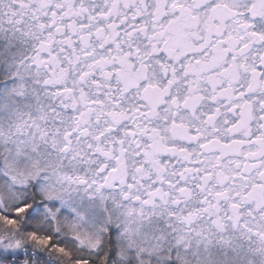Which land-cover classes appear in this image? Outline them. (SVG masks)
Masks as SVG:
<instances>
[{"label":"clouds","instance_id":"clouds-1","mask_svg":"<svg viewBox=\"0 0 264 264\" xmlns=\"http://www.w3.org/2000/svg\"><path fill=\"white\" fill-rule=\"evenodd\" d=\"M0 54V249L264 264V0H0Z\"/></svg>","mask_w":264,"mask_h":264},{"label":"snow or ice","instance_id":"snow-or-ice-1","mask_svg":"<svg viewBox=\"0 0 264 264\" xmlns=\"http://www.w3.org/2000/svg\"><path fill=\"white\" fill-rule=\"evenodd\" d=\"M2 55V54H0ZM29 205L25 203L22 207H17V212L27 211L26 219L31 220L36 217V214L39 210V205L31 207L29 210ZM5 221L9 224H14L15 220L9 218V216L3 217ZM30 227V226H29ZM30 239L34 240L37 244L41 245H50L55 247L57 251L63 252L62 247L57 246L55 243H52V238L50 236H37L34 231L31 232ZM0 264H47V261L44 260V257L41 253L31 251L27 246L23 248L20 245V242L17 241V247L15 249H0ZM77 264H87L86 261H77Z\"/></svg>","mask_w":264,"mask_h":264}]
</instances>
